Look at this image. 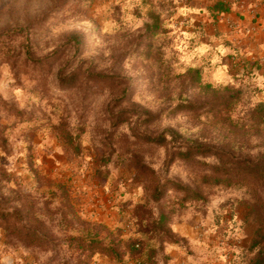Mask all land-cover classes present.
I'll return each instance as SVG.
<instances>
[{
  "label": "clouds",
  "instance_id": "obj_1",
  "mask_svg": "<svg viewBox=\"0 0 264 264\" xmlns=\"http://www.w3.org/2000/svg\"><path fill=\"white\" fill-rule=\"evenodd\" d=\"M223 3L0 0V264H264V64L223 46L264 0Z\"/></svg>",
  "mask_w": 264,
  "mask_h": 264
},
{
  "label": "rangeland",
  "instance_id": "obj_2",
  "mask_svg": "<svg viewBox=\"0 0 264 264\" xmlns=\"http://www.w3.org/2000/svg\"><path fill=\"white\" fill-rule=\"evenodd\" d=\"M216 0H196L200 6L210 8ZM223 1V0H218ZM227 4V3H226ZM230 10L231 5L227 4ZM225 16L220 17L219 13L212 17L213 23L218 25L219 28L217 32L228 31L233 23L232 17L228 16V11L224 12ZM240 19H243L241 16ZM255 24V21H253ZM246 31L241 28L240 32ZM223 46L225 48L231 49L228 53L229 56L232 55V52H235L237 55L240 53H245L243 59L250 64V66H257L260 64H264V33H253L252 31H248L247 35H235L223 41ZM247 53H251V55H247ZM264 75V73H262ZM190 122V118H189Z\"/></svg>",
  "mask_w": 264,
  "mask_h": 264
},
{
  "label": "trees",
  "instance_id": "obj_3",
  "mask_svg": "<svg viewBox=\"0 0 264 264\" xmlns=\"http://www.w3.org/2000/svg\"><path fill=\"white\" fill-rule=\"evenodd\" d=\"M218 8L220 11H223V12H227L229 7L226 3H223V1H218L216 0L215 2H213L212 6L210 8ZM219 13V12H217ZM189 115V118H190V114H187ZM229 132H231V129H227Z\"/></svg>",
  "mask_w": 264,
  "mask_h": 264
}]
</instances>
